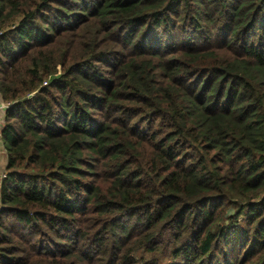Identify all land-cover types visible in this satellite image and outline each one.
<instances>
[{
	"label": "trees",
	"instance_id": "16d2710c",
	"mask_svg": "<svg viewBox=\"0 0 264 264\" xmlns=\"http://www.w3.org/2000/svg\"><path fill=\"white\" fill-rule=\"evenodd\" d=\"M0 96V264H264V0H0Z\"/></svg>",
	"mask_w": 264,
	"mask_h": 264
},
{
	"label": "rangeland",
	"instance_id": "374dc122",
	"mask_svg": "<svg viewBox=\"0 0 264 264\" xmlns=\"http://www.w3.org/2000/svg\"><path fill=\"white\" fill-rule=\"evenodd\" d=\"M17 19L19 20V18H17ZM118 35H119L118 33L114 34V38L112 40L110 39L109 41H111L110 42L111 45H114L115 50L117 51V53H119V56H122L123 57L125 55L124 50L122 48H120L119 46H117L116 43L114 42V41H116L118 39ZM161 38H165V36H161ZM55 50H56V47H54L53 52ZM138 51L141 52V50H138ZM149 51H151V50H149ZM142 53H144V55H145L146 58L147 57L149 58L150 57L149 56V53H151V52L144 51ZM126 57H127V55H126ZM97 65L101 66V64H97ZM151 70H152V68L150 67V71ZM164 76H165L164 74L160 73V77H164ZM129 79H131V75L130 74H127L126 75V81H128ZM161 82H162L161 78L160 79H157V83H161ZM2 104L3 103L0 102V106ZM111 116H112V118H114V117H117L118 119L121 118L120 115L117 114L116 112H112L111 113ZM150 118L151 117L149 115H145L144 117H139L138 118V122H136L134 125H132V128L129 129V130L130 131H133L134 129L137 128V129H141L142 131H147V129H149L152 126V124L150 123V121H151ZM92 163H93L92 165H94V167H95L96 162H92ZM98 171H99V169H97L95 167L94 172H98ZM3 172H5V171H3ZM3 172L2 171L0 172V181H2V179H1V173H3ZM88 172L90 173V175H92L90 170H88ZM4 219L5 220H8L7 217H4ZM15 232L18 233V235H19L18 237L15 238L16 243H18L17 244V247L18 248H16L17 250L24 248L21 244L30 245L31 247H39V243L38 242H28L26 239H23L21 236L22 235H25V234H24V232L22 230L16 228ZM43 234H46V233H43ZM1 238H2V236H1ZM42 239H43V237H40L39 238V240H42ZM6 245L7 244H0V254L6 255V256L8 255L9 257L13 256V254H11L10 252H15V251H10V252H9V250L7 251L5 249ZM62 245H63V243H61L60 241L59 242H55V248H54L55 251H56L57 247L62 246Z\"/></svg>",
	"mask_w": 264,
	"mask_h": 264
},
{
	"label": "crops",
	"instance_id": "0c3cea01",
	"mask_svg": "<svg viewBox=\"0 0 264 264\" xmlns=\"http://www.w3.org/2000/svg\"><path fill=\"white\" fill-rule=\"evenodd\" d=\"M0 102H1V96H0ZM2 111H0V172L6 171L7 160H8L7 150H6L5 144H4V142L2 140V136H1L2 129L4 126V119H5ZM0 184H1V181H0Z\"/></svg>",
	"mask_w": 264,
	"mask_h": 264
},
{
	"label": "built area",
	"instance_id": "2783aa9c",
	"mask_svg": "<svg viewBox=\"0 0 264 264\" xmlns=\"http://www.w3.org/2000/svg\"><path fill=\"white\" fill-rule=\"evenodd\" d=\"M7 106H8V105H6V104H2V105L0 106V111L5 110ZM6 174H7L6 171L3 172V173H1V179L5 178V177H6Z\"/></svg>",
	"mask_w": 264,
	"mask_h": 264
}]
</instances>
